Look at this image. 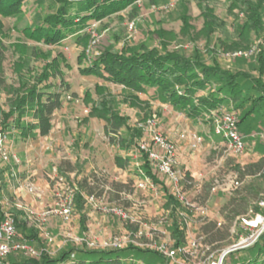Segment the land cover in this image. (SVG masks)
I'll return each mask as SVG.
<instances>
[{
  "label": "rangeland",
  "instance_id": "374dc122",
  "mask_svg": "<svg viewBox=\"0 0 264 264\" xmlns=\"http://www.w3.org/2000/svg\"><path fill=\"white\" fill-rule=\"evenodd\" d=\"M53 1L25 0L21 5L20 12H16L12 17L0 18V43L3 45L5 55L2 68L6 85L16 83V78L12 71V63L20 56H25L27 60L32 57L33 61L29 60V63L35 70L40 68V63L54 59L52 63L62 68L64 81L69 83V90L63 92L62 106L53 115L55 122L58 120L60 122L54 123L57 128L55 129L53 126L54 131L50 133L51 139L48 142H40L38 131L31 130L32 135H27L29 139L26 143L23 139L13 143L11 150L17 154L20 160L16 167L13 165L15 168L13 169L18 173L16 168L19 166L24 167L28 162L32 163V167L36 172V183H40L43 188L47 186L48 182L44 177V171L41 166L45 167L48 173L52 175L57 151H60L65 157L64 161L69 163L68 165H60L64 171L61 175L59 171L58 174L56 172L57 178L61 179L60 184L64 185L66 181L69 183L73 181V184H76L74 181L78 182L94 171L106 172L109 174V178L114 181L125 182L128 179H132L133 191L123 193V196L126 195L129 205L125 207H132L133 203L141 210L145 206H152L153 209L149 208V210H155V216L149 217L145 215V218L143 216L145 221L149 222L148 219L152 220L153 218L156 220L161 219L162 210L159 206L161 204L156 201L158 198L153 199L148 194L140 193L134 187L136 178L134 175L135 160L133 159L135 144L143 136V131L138 125H142L149 118L153 119L155 124L161 119L157 112H153V105L151 106V103L160 102V94H154L150 90L143 93L126 88L122 84L105 82L88 74H80L78 67L93 61L92 59L96 55L94 53L95 47L99 42H103L106 37L110 40L112 51H118L120 54H127L137 49L149 50L154 47L158 51L166 50L173 55L191 57L195 54L194 49L199 48L204 53L201 60L205 59L207 62L211 60V57H214L221 68L233 72L243 68L253 70L256 64L255 61H258V56L261 53L260 51L264 52L263 46L259 44V51L248 59L241 55L231 56L233 52L245 50L223 51L222 47L228 42H225L222 47L216 44L215 36H220L221 41H227L224 36L229 34L228 31L236 23L233 21L232 12H236L237 9L232 8L234 6V4L231 5L232 0H137L120 11L110 14L100 22L93 23L87 27L86 30L90 29L91 31L89 37H84L76 43L73 39H68L62 44L61 48L56 46L43 47L23 35L18 28L24 25H32L34 22L39 21L40 18L49 12L51 9L49 6L56 4ZM202 12L206 16L205 22L207 25H215L214 21L211 20L214 17L221 23L215 29L213 35L209 33V41L205 39V34L208 31L202 24ZM240 15L238 13L237 20ZM130 24L132 25L131 29H129ZM207 27L209 28L210 26ZM219 28L226 30L224 32L222 29L221 32ZM253 74L257 75L256 71ZM73 92L75 93L74 95H72ZM253 94H260V92H254ZM5 95L6 93L0 90V101L4 100ZM99 100L102 103H98ZM251 103V100L247 102L244 105L245 108L251 107ZM92 108L96 109L95 113L92 112ZM109 110L117 112L124 121V124L119 129V144L109 143L108 137L104 132L105 122L97 116L98 111L109 114ZM237 112L238 115H243V109L238 108ZM207 116V114H203L195 118H185V120L180 118L177 122L176 132L179 136L182 134L184 142L187 144L191 133L203 137L202 143L196 149L188 151L186 158L191 165L195 181H198L201 185H209L211 188L206 207L208 216L218 220L219 207L226 202L228 197L233 196L237 192L236 187H241L245 182L259 184L262 180L259 175H253L246 176L239 186L236 183L239 176L237 169L242 171L246 165L264 156V138H262L264 133V107L257 111L255 110L253 114L242 116L238 126L240 132L242 130L246 132V134L243 133L245 147L243 152L237 157H230L226 154L225 141L213 133L212 121H209ZM57 129H61V131H57ZM116 156H123L128 159V166L130 167L128 171L123 169H118L117 171L115 169ZM9 164L7 165L9 166L7 170L10 172L13 169H11ZM5 167L6 163L0 158V170H4L1 173L2 176H0L1 211L8 210V206L3 199L4 197H11L12 199L14 196L9 194L13 193L16 186V182L11 184V179L5 172ZM70 176L72 181H70ZM28 193L27 190L22 193V196H26L27 200L30 197ZM15 195H17V191ZM104 195L108 201L111 200L109 199L112 196L111 193L108 192ZM192 198L193 196L191 195ZM133 199L136 201L133 202ZM194 201L196 202V200ZM20 205L25 208L28 207L26 202ZM11 209L10 211H14ZM198 221L197 216L190 218L188 228L192 232L197 229ZM169 224V221L162 223L163 230L166 231L167 235H169ZM99 231L101 233L104 232L103 229ZM116 234L121 235L122 233ZM111 236V233H106L104 238L99 240L101 242L107 241ZM155 240L164 241V237L157 235ZM233 240L235 241L236 237H233ZM31 245L38 248V246ZM218 253V251L215 252L217 255ZM258 253H260V257L264 255L262 239L252 247L232 252L226 257V262L239 264L250 259L252 260L251 264H256L253 259ZM122 255L124 258L130 257L134 260V264L164 263L162 257L151 251L126 250L122 252ZM187 260L181 257L177 258V261L181 263H188ZM124 263L127 264V262ZM169 263L178 264L177 262Z\"/></svg>",
  "mask_w": 264,
  "mask_h": 264
},
{
  "label": "trees",
  "instance_id": "16d2710c",
  "mask_svg": "<svg viewBox=\"0 0 264 264\" xmlns=\"http://www.w3.org/2000/svg\"><path fill=\"white\" fill-rule=\"evenodd\" d=\"M24 1L0 0V18L12 17L16 12H20ZM136 1L56 0L53 1L56 4L49 6L51 8L49 12L39 21L32 25L16 28L40 46L61 48L68 39H73L76 43L84 37H89L91 31L90 29L87 31V27L100 22L110 14L120 11ZM232 4H234L232 8L237 9L236 12H232L233 21L236 23L228 31L229 34L224 36L227 41H221L220 36H215L216 44L222 47L225 42H228L222 47L223 51L246 50L257 41H263L264 0H232ZM238 13L241 15L237 20ZM202 14V24L208 31L205 34V39L209 41V33L213 35L221 23L214 17L211 20L214 21L215 25H207L204 12ZM211 20L209 21L211 22ZM222 29L219 28V31L222 32ZM225 30L223 29L224 32ZM0 46V90L6 93L4 100L0 101V132L6 133L8 129L16 128L24 133L36 130L41 136L47 135L53 125V115L62 106L63 92L69 90V83L64 81L62 68L52 63L54 59H51L49 62L40 63V68L35 70L29 63L33 61L32 57L27 60L25 56H20L12 63L16 83L6 85L2 68L5 55L1 43ZM194 51L195 54L191 57L173 55L166 50L158 51L154 47L149 50L137 49L127 54H120L118 51H112L110 40L106 37L103 42H99L95 47L94 53L96 55L92 59L93 61L78 67V72L97 77L105 82L122 84L126 88L139 92L146 93L150 90L154 94L159 93V100L171 105L186 118H195L207 114V119L211 121L213 115L231 110L236 111L241 108L243 115H238V124H240L242 116L253 114L255 110L264 107L263 51H260L258 61H255L256 64L253 68L257 75L251 71L238 70L233 72L221 68L210 54L212 61L207 63L205 59L201 60L204 53L199 48L194 49ZM19 64L21 66L18 67ZM254 92H260V94H253ZM74 94L73 92L72 95ZM250 100L252 106L245 108L244 105ZM98 103H102V101L99 100ZM226 104L230 105L227 109H225ZM95 110L92 108L93 113L96 112ZM97 114L105 122L104 132L109 143L119 144V129L124 124V121L119 117L121 115L112 110H109V114L99 111ZM135 146H137V142ZM141 157L144 158V154ZM64 164L68 165L69 163L61 160L60 165ZM115 166L125 171L130 169L128 159L122 156L115 157ZM142 167L146 172H151L146 160L143 161ZM7 169L8 166L5 167V172ZM240 170L237 169L239 174L236 181L237 186L245 180L246 176L259 175L262 180L259 184L245 182L241 187H236L237 192L228 197L226 202L219 207L218 220L209 216L199 217L168 192L162 195L161 215L165 222H170L169 238L173 241L174 247L186 242L185 223L196 216L199 219L196 236L202 245L208 247V252H219L233 243V237L237 238V236L231 232V229L236 217L246 214L250 209L257 210L256 202L264 198V156L246 165L242 171ZM3 171L0 170V176H2ZM181 172L183 176L182 191L188 194L190 198L192 195V200H196L197 204L206 206L211 194L209 185L199 184L187 170ZM151 175L153 179H156L153 174ZM77 183V190L80 193L74 192L73 201L74 206H78L79 209L86 205V196H101L108 192L112 194L109 202L114 201L115 204L129 206L126 195L123 196V193L133 191L132 179L125 182L114 181L109 178L108 173L94 171ZM11 210H14L9 211L16 218L18 230L25 237L36 236L35 232L25 234L23 220L17 219L21 211L15 210V208ZM85 220L86 216L82 214L81 223H84ZM260 239H262L264 249V234ZM126 250L151 251L162 257L163 264H170V260L157 251L141 249L131 244L122 248L106 249L87 248L85 246L73 247L69 243L63 244V249L55 254L44 252L37 258L11 254L0 261V264H126L124 262L134 264V260L130 257H123L122 252ZM231 253L224 257L223 264H230L226 262V257ZM259 254L253 261L256 264H264V255L260 257ZM251 262L252 260L248 259L239 264H251Z\"/></svg>",
  "mask_w": 264,
  "mask_h": 264
},
{
  "label": "built area",
  "instance_id": "2783aa9c",
  "mask_svg": "<svg viewBox=\"0 0 264 264\" xmlns=\"http://www.w3.org/2000/svg\"><path fill=\"white\" fill-rule=\"evenodd\" d=\"M131 28L132 25L130 24L129 29ZM259 44L263 46L264 50V40H260L245 51L233 52L231 56L241 55L249 59L259 51ZM238 118V112L231 110L219 115H213L211 120L213 133L225 141V151L230 157L239 156L245 147L244 136L239 131ZM138 126L142 129L143 136L139 138L137 146L133 151V159L135 160L134 175L136 178L135 189L140 193L148 194L153 199H161L162 195L168 192L179 203L187 209L192 210L196 215L201 217L208 216L206 206L197 204L182 191L183 176L182 172L177 168L178 148L176 144L155 128V123L151 118ZM262 138H264V133L262 134ZM202 141V136L191 133L189 135V148L191 150L196 149ZM11 147L10 142L7 143L6 133L0 132V158L6 163V166L10 163L9 165L13 169L20 163V160L17 154L11 150ZM143 154L144 158L141 157ZM144 160L147 161L150 173L146 172L142 167ZM14 169L10 172L6 171L10 179H18ZM151 174L156 179H153ZM26 189L32 191L30 186H26ZM10 198L4 197V203L10 205ZM19 203L16 202L14 206L18 210H24L28 213L27 208ZM86 203L90 206L91 210L109 215L118 220L125 226L124 231L121 235L111 236L107 241L101 242L93 237L77 235L70 229H65L62 234V244L71 243L74 246L106 249L122 248L131 244L141 249L155 250L169 259L170 262H177L178 264H223V259L228 253L252 247L264 234V198L256 202L257 210L250 209L246 214L236 217L231 232L237 238L232 244L219 251L218 255H215L214 252H208V247L202 245L200 239L196 236V230L192 232L188 228L190 220H187L185 223L187 232L186 242L174 247L173 241L162 227V223L166 222L162 218L157 220L153 218L152 220L155 221L151 219H148L149 222L145 221V215L136 204L132 207H125L109 202L105 195H88L86 196ZM73 206L72 190L67 187L58 189L55 193L54 204L43 209L39 214V218L42 221H46L48 218L57 217L64 225H67L70 222ZM157 235L164 237V241L155 240V236ZM52 239L49 234H46L44 241L47 244H51ZM44 252L48 253L47 246L43 245L35 248L19 232L13 213L8 210L1 211L0 261L11 254H21L25 257L37 258ZM178 257L188 259V263L178 262Z\"/></svg>",
  "mask_w": 264,
  "mask_h": 264
},
{
  "label": "crops",
  "instance_id": "0c3cea01",
  "mask_svg": "<svg viewBox=\"0 0 264 264\" xmlns=\"http://www.w3.org/2000/svg\"><path fill=\"white\" fill-rule=\"evenodd\" d=\"M25 26V25H24ZM66 48V47H65ZM210 59V58H209ZM212 59V58H211ZM215 59V58H214ZM212 60H208L207 63L211 62ZM215 62H217V60L215 59ZM242 71H251V73H254L255 70H249L247 69H241ZM153 94V93H152ZM153 105V112H157L158 116L162 119H160V121L156 122L155 124V128L157 130H159L160 132H162L163 134H165L170 140H172L178 150V166L177 168L180 171H189L190 174L194 177V174L192 173V169H191V165L189 164V162L187 161L186 156L188 155V151H190L191 149L189 148V142L188 144L184 142L183 136L181 134V136H179V134L176 132V126H177V122L180 120V118H182V120H185V116L179 112L178 110L174 109L171 105L166 104L164 102H162L160 100L157 101V103H151V106ZM228 107H230L229 104H226L225 109H227ZM224 109V110H225ZM237 111V110H236ZM165 119V120H164ZM53 125L52 128L50 130V132L45 135V136H41L39 135V141H47L51 139L50 133H52L53 130V126L56 129L57 128V123L60 122L59 120L57 122H55L54 118L52 119ZM54 123H56L54 125ZM57 131H61V129H57ZM16 132V133H15ZM241 133H245V131H241ZM32 135L31 132H26L24 133L22 130L20 129H8L6 131V139H7V143L10 142V144L12 145L13 143H16L17 141H19L20 139L24 140L25 143L28 141V136ZM27 137V138H26ZM67 150V149H66ZM68 153V151H67ZM60 151H57V155H56V161L55 164H53V174L50 175L48 173V171L45 169V167L41 166L43 171H44V177L47 180L48 184L47 186H44L42 188V185L40 183H36V172L34 171L33 167H32V163L28 162V164H26L24 167L19 166L17 169L18 173L16 174L18 179L12 178L11 179V184H13V182H16V186L14 187L13 193L9 194L10 196H14L12 197V199L10 198V205L8 206V211L12 208H16L14 206V204H16V202H20V203H28V213L25 212L24 210H20V214L18 216L17 219L19 220H23V227H24V231L25 234H30L31 232H35L36 236L34 237H29L26 236L27 240L29 243L33 244L34 246H47L48 248V253L49 254H55L58 251H60L61 249H63V244H62V234L63 231L65 229H70L74 234H79V235H84V236H89V237H93L95 239H97L98 241H100L99 239H103L104 235L107 234H112L113 235H117L116 233H122L124 231L125 226L122 225L118 220L114 219L113 217L109 216V215H104L101 214L100 212L97 211H93L90 209V206L86 203V205H84V207L80 208L78 206H74L73 208V212L70 218V222L67 225H64L61 220L57 217H52V218H48L46 221H42L39 218V214L41 213V211L43 209H45L48 206H51L54 204L55 201V193L57 192L58 189L61 188H70L74 194V192H77V181H74L76 184H73L72 181V177L70 176V181H72V183L66 181V183L63 185L60 184V180L59 178H57L56 172L57 174L60 172V175L64 172L62 170V166H60V162L61 160H64V156ZM70 156V155H68ZM123 157V156H122ZM69 159H71L69 157ZM56 163H58L56 165ZM99 169V167H98ZM115 169L118 171V168L115 166ZM104 170V169H103ZM115 170V171H116ZM59 171V172H58ZM75 178V177H74ZM73 178V179H74ZM195 178V177H194ZM72 184V185H71ZM26 186H30L32 188V191L26 189ZM62 186V187H60ZM28 191V195L30 197H28V200L26 198V196H22V193L25 191ZM17 191V195L16 194ZM79 192V191H78ZM80 193V192H79ZM82 195V194H80ZM84 197V196H83ZM74 198V195H73ZM136 200L133 199V202H135ZM159 204H162L160 199L156 200ZM135 204L133 203L132 206H134ZM160 209H161V205ZM149 208L153 207H144V209H142V213L144 215L147 216H155V210H149ZM16 210H18L16 208ZM162 210V209H161ZM1 211V210H0ZM162 212V211H161ZM158 213V212H157ZM30 214V215H28ZM84 214L86 216V220L84 223H81L80 218L81 215ZM146 217V216H145ZM219 217V216H218ZM103 229L104 232L101 233L99 230ZM99 231V232H98ZM116 232V233H115ZM46 234H49L53 239L51 244H47L46 241H44V238L46 236ZM70 246H73L71 243H69Z\"/></svg>",
  "mask_w": 264,
  "mask_h": 264
},
{
  "label": "water",
  "instance_id": "95a60500",
  "mask_svg": "<svg viewBox=\"0 0 264 264\" xmlns=\"http://www.w3.org/2000/svg\"><path fill=\"white\" fill-rule=\"evenodd\" d=\"M228 252H230V251H228ZM228 252H227V253H228Z\"/></svg>",
  "mask_w": 264,
  "mask_h": 264
}]
</instances>
